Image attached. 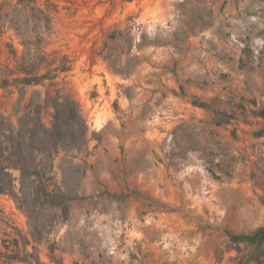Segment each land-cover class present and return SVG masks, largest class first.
<instances>
[{
    "label": "rangeland",
    "instance_id": "1",
    "mask_svg": "<svg viewBox=\"0 0 264 264\" xmlns=\"http://www.w3.org/2000/svg\"><path fill=\"white\" fill-rule=\"evenodd\" d=\"M17 1L0 0V170L38 163L3 149L31 100L50 128L46 91L78 105L87 146L43 159L52 183H0V264H264V240L229 236L264 229V0H50L55 86L4 90L9 46L35 42Z\"/></svg>",
    "mask_w": 264,
    "mask_h": 264
},
{
    "label": "trees",
    "instance_id": "2",
    "mask_svg": "<svg viewBox=\"0 0 264 264\" xmlns=\"http://www.w3.org/2000/svg\"><path fill=\"white\" fill-rule=\"evenodd\" d=\"M119 1L132 2L133 0ZM14 11L28 16L33 33L35 34V42L32 49L28 48L25 43H22L25 50L20 56L17 55L16 50L12 46H9L11 48L10 54L15 62V70L22 77L12 80L5 77L2 80L1 87L7 90L17 85H22L23 87L32 85L45 86V80L49 81L47 87H54L55 83L53 81L55 76H51V73L56 68H51L54 65L53 57L57 52L46 53L43 50L41 36L44 34V28L47 32L50 31V23L53 16L58 13V5L52 3L50 0H18ZM42 69L46 70V72L39 75ZM61 70L63 72L70 71L71 66L65 65L61 67ZM8 93L11 94L12 90H9ZM46 93L47 98L53 100V103L50 105L53 109L50 128H46L42 123L44 106L40 105L37 101L31 100L27 105L29 110L23 116L27 119V122L19 124L17 129L12 124L9 128V134H13L16 130L17 150L12 147L10 149H3L4 151L9 150L8 156L10 157L18 158V160L28 159L31 163H35L39 159L38 163L30 168L13 166L12 168L17 172V175L14 177L12 174L5 172L9 168H2L0 170V183H15L16 181L18 183H52L53 178L50 176L52 165L44 166L42 164L43 159H52L59 150L68 151L73 148L78 150L86 148L87 126L79 115L78 105L73 101L59 102L58 100L61 98L60 90H54V96L49 95L48 91ZM23 99L24 95L21 93L14 106L13 115L17 116L21 111L20 106ZM260 116L264 119V113ZM75 131L79 132L81 142L79 147H74L75 145L73 144ZM229 236L233 243L247 242L249 245L254 246L264 240V229H259L250 235L229 234Z\"/></svg>",
    "mask_w": 264,
    "mask_h": 264
}]
</instances>
